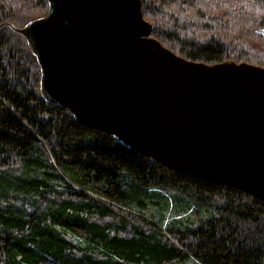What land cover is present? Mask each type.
<instances>
[{"label":"trees","instance_id":"1","mask_svg":"<svg viewBox=\"0 0 264 264\" xmlns=\"http://www.w3.org/2000/svg\"><path fill=\"white\" fill-rule=\"evenodd\" d=\"M178 54L264 66V0H142ZM49 0H0V264H264V201L173 169L42 89L22 28Z\"/></svg>","mask_w":264,"mask_h":264},{"label":"water","instance_id":"2","mask_svg":"<svg viewBox=\"0 0 264 264\" xmlns=\"http://www.w3.org/2000/svg\"><path fill=\"white\" fill-rule=\"evenodd\" d=\"M142 0H49L22 32L45 96L173 169L264 201V66L186 58Z\"/></svg>","mask_w":264,"mask_h":264}]
</instances>
